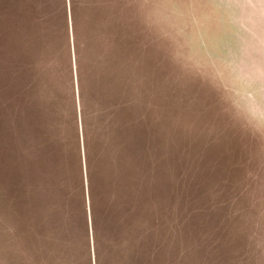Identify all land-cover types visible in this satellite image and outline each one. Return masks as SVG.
<instances>
[{
    "label": "rangeland",
    "instance_id": "374dc122",
    "mask_svg": "<svg viewBox=\"0 0 264 264\" xmlns=\"http://www.w3.org/2000/svg\"><path fill=\"white\" fill-rule=\"evenodd\" d=\"M0 264H264V0H0Z\"/></svg>",
    "mask_w": 264,
    "mask_h": 264
},
{
    "label": "trees",
    "instance_id": "16d2710c",
    "mask_svg": "<svg viewBox=\"0 0 264 264\" xmlns=\"http://www.w3.org/2000/svg\"><path fill=\"white\" fill-rule=\"evenodd\" d=\"M6 84H8V83H6Z\"/></svg>",
    "mask_w": 264,
    "mask_h": 264
}]
</instances>
